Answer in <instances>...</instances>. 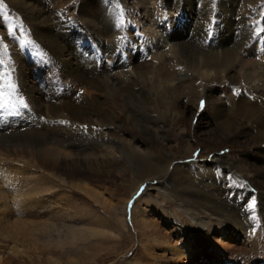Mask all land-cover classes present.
Wrapping results in <instances>:
<instances>
[{"label": "bare ground", "instance_id": "obj_1", "mask_svg": "<svg viewBox=\"0 0 264 264\" xmlns=\"http://www.w3.org/2000/svg\"><path fill=\"white\" fill-rule=\"evenodd\" d=\"M57 1L46 6L9 0L14 9H24L57 74H39L41 87L28 88L18 79L11 81L0 66V91L11 106L14 130L32 127L15 138L0 132V184L6 186L3 192L0 187V236L7 225L32 213L34 223L27 228L32 239L79 251L111 240L106 256L124 253L122 264H206L204 249L196 250L198 236H207L219 264H239L232 252L234 235L251 242L245 253L264 258V53L251 46L254 29L250 22L244 24L245 12L232 9L240 25L223 38L229 46L192 61L186 67L189 75L174 77L162 66L152 74L123 77V82L106 66L116 50L104 46L102 56L87 50L85 31L64 11L70 0ZM147 26L153 29L154 24ZM160 31L167 34L166 28ZM199 82L206 86L199 87ZM224 83L240 85L242 91ZM202 97V112L210 122L196 124L203 128V150L197 162L186 161L190 158L184 155L193 153L192 141L185 140L184 146L180 138L191 129V122L186 125V113L192 112L187 103L196 105ZM121 118V132L128 139L118 136ZM221 143L230 144L228 155L209 159V145ZM29 161L43 171L27 168ZM121 164L124 168L117 170ZM85 169L109 176L116 170L131 174L129 191L121 200L112 195L107 204L98 190L89 188ZM75 191L84 197L74 204ZM18 193L32 196L31 201ZM154 215L165 231L152 220ZM0 264L13 263L2 256Z\"/></svg>", "mask_w": 264, "mask_h": 264}, {"label": "rangeland", "instance_id": "obj_2", "mask_svg": "<svg viewBox=\"0 0 264 264\" xmlns=\"http://www.w3.org/2000/svg\"><path fill=\"white\" fill-rule=\"evenodd\" d=\"M20 1L22 3L41 1L42 4L50 6L49 4L53 0ZM70 2L66 6L67 9L64 8V11L69 14L68 20H71L75 27L85 31L88 40L84 47L87 50L89 48V51H97L100 56H102L100 50L104 46L115 49L116 54L107 61L106 66H109H107V69L110 70V74H114L117 80L122 79L123 82L125 81L123 77L126 79L127 77L136 78L137 74H152L157 72L158 69L162 70V68H166L165 70H168L174 77L189 75L190 71L186 67H189L192 61L206 57L212 52L225 51L229 44L225 43L223 38L231 36L236 26L240 25L237 15L232 11L233 8L240 9L241 13L245 12L244 24L247 25L250 22L249 25L254 29L251 46H257L260 49L259 51L264 53V15H262L264 13V0H70ZM0 5L7 11V16L0 13V66L3 67L2 72H5L4 74L11 81L18 79L25 83L28 88L33 86L39 88L41 87L39 83L44 82L42 77H38L39 74H57L55 73L54 60L49 56V52L43 44L34 37L35 34L30 29L31 26L28 24L24 9L21 7L14 9L9 0H0ZM120 13L123 14L122 24L119 20ZM89 20H92L91 24L88 22ZM148 22L154 24L153 29L148 28ZM104 28L109 31L105 35L100 33ZM162 28H166L167 34L159 32V29ZM155 29L156 32L152 33V30ZM246 47L248 48L249 45ZM87 55L89 56V54ZM127 71L129 72L127 73ZM142 84L139 85L145 87ZM223 85L229 86L235 92L242 91L240 85L224 83L221 86ZM253 85L252 83L249 84V86ZM198 86L203 88L206 85L199 82ZM71 90L77 95L88 98L78 89L71 88ZM95 97V99H98L99 95H95ZM198 101L196 105L199 108L196 107L195 103L194 106L187 103L188 109L192 107V112L186 113V125L188 126L191 122V129L189 136H180L184 140V146H186V141H192L193 153L186 154L184 157L190 158L185 159L186 161L193 162L198 161V156L203 150V142L200 139L203 128L198 129L196 124L201 120L210 122L207 112H202L205 107V99L202 97ZM201 102H203V107H201ZM6 107L0 109V132L3 131L7 137L10 135V137L15 138L22 136V132L25 133L32 129V127H24L20 130H14L13 120L10 119L11 108L9 107L11 106L7 105ZM119 123L121 128L118 129V136L120 134L128 139V136H124L121 132L123 130L122 118ZM138 137L145 138L143 135H137ZM86 144L87 142L84 143V145ZM205 145H208V143H205ZM229 146V143H221L217 146L209 145L208 158L227 156ZM261 147L264 148V144ZM30 160L32 159L30 158ZM124 166V164H121L117 170L122 169L121 167L124 168ZM27 168L42 170L39 165L35 164V161L34 163L33 161L28 163ZM117 170V174L115 173L113 176L98 173L95 170H84V177L86 176L89 188H93L94 191L98 190V193L107 204L112 203V195L121 200L126 196V190L129 191L131 174L120 175ZM0 187L2 192L5 191L6 186L0 184ZM26 191L29 192V190ZM18 197L25 199V202L32 199V196L25 197L22 193H18ZM40 197H43V195ZM81 197L84 196L76 191L71 194L74 204L78 203ZM84 200L86 199L84 198ZM90 204L93 205L94 203L90 202ZM25 206L32 209L30 205ZM98 207L96 209H99ZM22 208L24 209V205ZM25 210L27 209L25 208ZM152 217L158 227L165 231V226L161 223L159 216L154 215ZM18 219L17 221H20V223H10L12 225H7L6 227L9 228L3 230L0 236V257L7 256L13 264H112L113 262L122 264L120 262L124 259L122 257L124 253L116 254L117 256H106L107 251L105 249L113 246L111 240H108L107 245H96V249L82 250L83 252L77 250L74 246L70 247L65 241L63 244L66 245L64 246L56 244L54 241L47 244L41 243L40 238L32 239V234L27 235L29 232L27 230L28 226L32 229V221L34 220L32 213L27 217H19ZM22 221L25 222L21 223ZM106 236L110 238V235ZM227 236L232 235L228 234ZM208 237L211 238L210 235ZM198 239L196 250L201 251V249H204L206 264H219L215 253L216 249L210 244L207 236H198ZM198 239L195 237L196 242ZM16 240L19 242H16ZM233 240L235 243L232 252L237 256L236 261L239 264H254L257 261L260 263L264 261L261 256L257 257L243 251L245 247L251 246V242H244L241 235H234ZM201 246L204 248H201ZM11 247L15 251H10ZM104 258L107 259L102 263L101 260Z\"/></svg>", "mask_w": 264, "mask_h": 264}, {"label": "snow or ice", "instance_id": "obj_3", "mask_svg": "<svg viewBox=\"0 0 264 264\" xmlns=\"http://www.w3.org/2000/svg\"><path fill=\"white\" fill-rule=\"evenodd\" d=\"M0 13L7 16V11H6V9L3 8L2 5H0ZM262 15H264V13H262ZM119 20H120V23L122 24L123 23V14L122 13H120V15H119ZM19 103H20V105L24 106V101L22 98L19 100ZM5 107H6V104L4 102V93H3V91H0V109H3ZM201 107H203V102H201ZM248 208L250 210L254 209L255 208V201L250 203L248 205ZM253 218L255 219V217H253Z\"/></svg>", "mask_w": 264, "mask_h": 264}]
</instances>
